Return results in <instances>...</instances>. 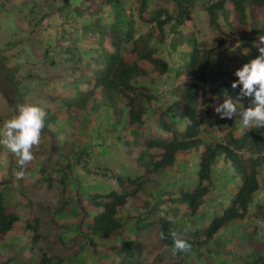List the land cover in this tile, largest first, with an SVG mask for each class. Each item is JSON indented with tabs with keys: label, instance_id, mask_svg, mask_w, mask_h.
<instances>
[{
	"label": "trees",
	"instance_id": "16d2710c",
	"mask_svg": "<svg viewBox=\"0 0 264 264\" xmlns=\"http://www.w3.org/2000/svg\"><path fill=\"white\" fill-rule=\"evenodd\" d=\"M94 1L87 8L88 12L89 9L96 12L103 5L110 17L106 24H100L99 19L94 20L98 22L94 24L93 32L95 47L92 55L85 60L87 72L80 70L88 87L84 91L77 90L74 96L76 100L79 99L77 105L80 108L85 101H91V110L97 111L102 105L110 107L111 114L117 118L124 115L128 128V138L124 140V145L128 148L137 145V148L131 159L123 161L125 174L109 177L115 182L117 190L86 195L85 206L75 209L81 217L76 219L68 211L67 223L72 224V220L78 231L82 219H88L84 232H79V235L85 238V245L91 249L89 254L96 256L98 244L125 227L126 217H121L120 209L128 201L139 199L141 204L135 209L136 215L125 227L126 238L118 241L115 252L112 251V255L108 257L111 264H140L141 243L137 236L154 224L157 225L158 239L164 247L172 245V233L190 245L188 251L176 255L179 264H223L225 261L229 262L228 259L240 260L241 264H264V133L259 131L261 127L243 129L238 116L217 118L212 106L213 97H218L222 104L226 96L235 101L241 95L240 85L233 89L231 84L238 80L235 72L245 61L232 59L230 56L233 68L227 71L220 67L218 61L222 57L218 54L229 42L235 41L253 59L260 55L253 42L257 38L254 35L257 34L259 25L264 26V15L260 22L255 18V9L262 8L264 11V0H205L207 3L203 10L211 27L220 30L218 18L221 16L225 21V4L230 5L232 20L240 31L250 27L245 36L223 34L224 39L215 46L200 42L194 32L191 37L180 35V27L192 21L194 10L202 0H138L135 16L125 0H100L96 7L93 5ZM152 1L157 7L151 12L147 22L157 30L158 37L155 39L148 33H139L135 27V22L143 19V14L150 8ZM67 2L68 0L61 1L57 10L60 14L68 10ZM23 6L28 10L33 9L29 5ZM76 14L81 16L78 9ZM166 26L175 35L169 42L170 54L177 53L182 45L190 48L182 71L177 67L175 72L176 75H184L185 80L178 89L170 91L180 101L184 122L182 129L176 130L167 118L169 113L171 117L177 114L179 106L174 113L168 112V106L160 108L155 122L165 135L145 139L140 132L147 121L145 117L148 119L149 114L147 107L143 105L151 104L157 98L147 87L137 85V80L147 76L145 65H149L153 74L159 77L170 76L171 68L166 59L155 56L157 48L163 45ZM240 26L243 28L240 29ZM3 79L17 95V82L9 80V74L5 73ZM207 93L210 95L207 96ZM251 99L242 97L239 104L247 108ZM17 104H21L18 98ZM239 104L237 106L241 108ZM221 123L226 125L223 135L206 139L209 131L214 127L220 128ZM71 152L74 163L69 171L78 167V170L86 174L89 167L87 163L80 161L84 156L83 152L76 146H73ZM49 153L66 161L62 143L51 141ZM187 154L193 155L191 161L182 159ZM218 155L222 157L219 162L229 166L234 172L233 179L237 178L238 181L233 186L234 192L225 208L221 200L230 192V185L218 169ZM180 164L181 167L193 169V176L178 173L174 176L175 180L168 178L166 172ZM66 172L62 171L59 180L63 199L60 208L71 203L64 196L67 193ZM7 173V178L0 182L3 185L0 187V245L3 244L2 249L7 251L2 253L6 260L0 264H28L21 257L28 249L23 247L16 251L13 247L18 239H26L29 232L32 233L30 242H36V220L33 219V224L26 221L19 232L15 228L19 217L15 206L5 200V189L13 175L12 169H8ZM254 194L258 196L253 198ZM72 201L76 203L75 200ZM217 204L221 213L210 217V210ZM205 216L209 218L203 222L202 227L193 224L196 219ZM161 232H164L166 239H160ZM27 243L29 244V239ZM232 252L237 255L241 252L239 257L243 258L235 257ZM38 253L36 264H62L60 258L47 257L41 250Z\"/></svg>",
	"mask_w": 264,
	"mask_h": 264
},
{
	"label": "rangeland",
	"instance_id": "374dc122",
	"mask_svg": "<svg viewBox=\"0 0 264 264\" xmlns=\"http://www.w3.org/2000/svg\"><path fill=\"white\" fill-rule=\"evenodd\" d=\"M61 1L0 0V128L3 127L5 120L16 114L17 98L21 104H31L40 107L45 112L40 144L38 148H33L35 158L24 169L26 173L24 179L15 178V171L20 170L17 166V158L0 145V182L7 178V170L11 168L13 175L9 178L10 183L5 189V200L15 206V212L19 217V222L17 226L15 225L18 232L22 230L26 221L28 224H33V219L36 220V242L33 244L30 242L32 233L29 232L26 234V239L24 237L18 239L13 247L16 251L22 250L23 247L28 249L21 255L23 261L36 264L38 250H41L47 257L62 259V264H111L108 257L112 255V251L115 252L118 241L126 238L125 227L136 215L135 209L141 201L139 199L128 201L120 209L121 217H126L125 227L120 228L112 237L98 244L96 256L89 254L91 249L85 245V238L79 235V232H84L88 219H82L80 230L77 231L72 220V224L67 223L69 216L67 217L66 213L69 211L71 216L79 219L81 215L77 214L75 209H79L78 206H85L86 195L116 191L117 186L111 178L114 175L123 176L125 174L123 161L135 155L137 145L131 148L124 145V140L128 138L124 115L117 118L111 114L110 107L102 105L97 111L91 110V101H85L81 104L84 106L80 108L77 105L79 99L76 100L74 96L77 90L84 91L88 87L80 70L87 72L85 60L92 55L95 47L93 32L94 24L98 22L94 20L99 19L100 24H106L110 17V14L106 12L107 8L101 5L96 12L93 9H89L88 12L87 8H90L92 0H68V10L60 14L57 10ZM125 1L133 9L135 16L138 0ZM100 2V0H95L93 5L96 7ZM199 3L201 6L198 4L199 6L195 8L192 21L180 27V35L191 37L194 32V35H198V40L207 46H215L217 42L224 39L223 34L247 35L250 27H246L244 32L238 29V25L232 20L233 12L229 4H225L226 10L223 15L225 21L221 16L218 18L220 26L218 31L208 24L207 15L203 10L207 2L202 0ZM23 5H29L33 9L28 10ZM149 5L150 8H147L148 10L143 14V19L135 22V27L139 33H148L155 39L158 37L157 30L147 20L157 6L154 1ZM76 9L80 11L81 16L76 14ZM255 13V18L260 21L264 15L263 9L257 8ZM242 28L240 26V29ZM164 31L163 45L157 48L155 56L166 59L171 68L170 76L159 77L153 74L149 65H145L147 76L137 80V85L147 87L157 98L155 102L143 105L147 107L149 114L148 119L145 117L147 121L140 132L141 137L145 139L165 135L155 122L157 110L160 108L168 106V112L174 113L179 106L178 113L172 117L169 113L167 118L171 124H174L176 130H181L184 122L180 101L170 91L178 89L185 80L184 75L179 76L175 72L177 67L182 71L190 48L182 45L177 53L170 54L168 52L169 42L172 37L175 38V35L171 34L167 26ZM256 33L255 37L264 34V26L259 25ZM235 44V41L229 42L218 54L222 57L221 61H218L220 67L227 71L233 68L230 64V56L232 59H240L245 63L253 59L240 48H236L232 53L231 48ZM4 73L9 74V80L17 82L15 83L17 95L13 93L9 84L5 83ZM220 102V99H213V109ZM237 108L239 117L240 107L237 106ZM200 111L202 112L201 108ZM215 114L217 118L220 117L218 113ZM225 128L224 123H221L220 128H212L206 135V139L214 135L221 137ZM259 131L264 133V126ZM51 141L62 143L66 161L64 158L59 159L56 155L49 153ZM73 146L79 147L83 152L84 156L80 161L87 163L89 167L86 174L78 170V167L71 168L69 171L74 163L71 156ZM192 156L183 155L182 159L191 161ZM219 159L222 160L221 155H218L216 160L218 169L230 185V192L221 200L225 208L234 192L233 186H236L238 181L237 178L233 179L232 169L219 162ZM181 166L182 164L166 172L168 178L175 180L174 176L178 173L183 176L190 174L191 177L193 176V169ZM62 171L67 173L65 185L67 193L64 196L71 201L65 208H60L63 200L61 198L62 185L59 183ZM256 196L258 194H254L253 198ZM71 198L76 201L75 204ZM220 213L221 210L217 204L208 215L213 217ZM208 218L205 216L202 219H196L193 224L202 227L203 222ZM28 239L29 244H26ZM137 239L141 243L139 247L140 264H179L178 257L165 251L164 245L159 241L156 224L140 232ZM2 246L3 244L0 245V262L4 263L6 258L2 253H7V251L2 249ZM232 253L236 255L235 257H239L241 252L238 255L236 252ZM241 258L243 257H239ZM228 260L229 262L225 261L223 264H241L240 260Z\"/></svg>",
	"mask_w": 264,
	"mask_h": 264
},
{
	"label": "clouds",
	"instance_id": "9594fccd",
	"mask_svg": "<svg viewBox=\"0 0 264 264\" xmlns=\"http://www.w3.org/2000/svg\"><path fill=\"white\" fill-rule=\"evenodd\" d=\"M257 40L259 43L257 44ZM259 52V56L244 63L243 66L235 72L237 81H233L231 87L235 89L240 85V96L234 101L230 98L224 99L222 104L217 105L214 111L221 118H233L237 116L239 100L242 97H251L249 105L244 108L241 104L239 110V122L243 129H259L264 126V34L258 35L253 42ZM239 43L232 46L234 53L239 48ZM218 99V97H213ZM16 114L3 123L0 128V145L7 149L17 158L18 169L14 176L17 180L25 178L27 164L35 157L33 148L39 147L41 133L44 128L45 112L40 107L31 104H17ZM173 243L170 247L166 246L165 251L170 252L172 256L178 253L186 252L190 245L183 239H180L175 233L171 234ZM167 237L164 232L160 233V239Z\"/></svg>",
	"mask_w": 264,
	"mask_h": 264
}]
</instances>
